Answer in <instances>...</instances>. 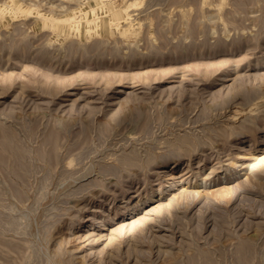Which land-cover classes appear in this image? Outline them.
Returning a JSON list of instances; mask_svg holds the SVG:
<instances>
[{
    "label": "rangeland",
    "instance_id": "obj_1",
    "mask_svg": "<svg viewBox=\"0 0 264 264\" xmlns=\"http://www.w3.org/2000/svg\"><path fill=\"white\" fill-rule=\"evenodd\" d=\"M136 1L0 0V264H264V0Z\"/></svg>",
    "mask_w": 264,
    "mask_h": 264
},
{
    "label": "bare ground",
    "instance_id": "obj_2",
    "mask_svg": "<svg viewBox=\"0 0 264 264\" xmlns=\"http://www.w3.org/2000/svg\"><path fill=\"white\" fill-rule=\"evenodd\" d=\"M68 1H69V3H71V5H75L76 4L77 7L74 8L70 4H69L70 7H62V8L60 7L61 16H59V17L52 16V17H48L47 19L50 20V21H53L54 23L55 22L56 23H64V22H66V24H69L73 29L78 30V29H80V26L82 24H81V22L75 21V17L77 16V14L80 13L82 22L85 25V27L87 29H89V32H90L91 29H93V28L96 29L99 26V21H98V19H100V13L99 12H101V14L102 13L107 14L108 12L106 10H108V9H106V7H108L109 2H111L110 0H100V4H98V3H96L94 1L95 2V6H93L91 11H89L90 10V9L88 10L89 7L88 6L83 7L84 3H82L79 0H67V2ZM124 2H125L124 5H119L115 1L114 2L112 1L111 4L114 6L113 9L115 10L116 15L119 16L118 19L119 20L123 19L122 22L127 23L129 25V27H130L132 25V21H133L131 19L132 18V12L136 8L135 6H136V2L137 1L136 0H124ZM20 3L21 2L18 1V4H20ZM66 5H68V4H66ZM61 6H63V5H61ZM58 9H56V10H58ZM63 12H66V13L63 14ZM4 13H5V11H4ZM97 15H98V18H97ZM102 21L103 20H101V22ZM109 22H110L111 25H114L116 21H115V19L114 20L110 19ZM104 23H105V21H104ZM119 25H121V21L116 22V26L118 27ZM95 29H94V31H95Z\"/></svg>",
    "mask_w": 264,
    "mask_h": 264
}]
</instances>
